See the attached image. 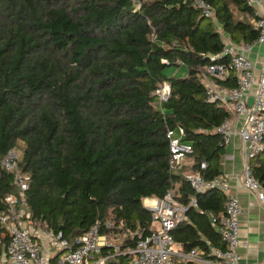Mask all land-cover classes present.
Masks as SVG:
<instances>
[{
  "label": "trees",
  "instance_id": "16d2710c",
  "mask_svg": "<svg viewBox=\"0 0 264 264\" xmlns=\"http://www.w3.org/2000/svg\"><path fill=\"white\" fill-rule=\"evenodd\" d=\"M207 1L214 19L192 0H0V211L15 190L1 159L21 141L28 207L64 237L97 219L121 232L146 230L142 198L175 187V197L187 203L195 194L200 208L190 206L189 221L175 230L183 247H206L205 238L224 247L208 213L223 208L225 194L195 193L183 171L204 159L207 177L221 172L225 145L214 129L229 112L206 100L198 72L208 53L222 50V32L254 41L251 19L259 15L246 0ZM173 63H184L187 75L167 77L163 68ZM163 80L171 94L159 107L150 92ZM219 82L235 86L231 77ZM176 126L193 152L172 170L166 130ZM250 167L264 184V149ZM8 239L0 223V244Z\"/></svg>",
  "mask_w": 264,
  "mask_h": 264
},
{
  "label": "built area",
  "instance_id": "2783aa9c",
  "mask_svg": "<svg viewBox=\"0 0 264 264\" xmlns=\"http://www.w3.org/2000/svg\"><path fill=\"white\" fill-rule=\"evenodd\" d=\"M246 1L259 15L251 19L258 29L257 38L250 43L235 42L225 39L226 35L222 34V50L208 53L210 61L200 68L198 79L204 86L206 100L218 102L228 110L229 116L214 130L221 134L224 145L230 143L234 135L239 136L243 186L264 206V184L253 175L250 167L251 158L264 149V50L259 65L248 54L255 44L264 47V14L255 9L264 0ZM192 2L202 14L215 18L207 0ZM162 60L166 61L165 58ZM228 77L235 86L219 82ZM150 93L161 107L171 94L170 82H158ZM166 136L172 170L190 163L187 159L193 146L183 140V126L167 128ZM18 161L19 154L14 147L1 159L4 168L13 170L15 190L4 195L7 209L0 211V223L9 234L8 242L0 244V264H109L121 255L127 257L123 264H242L238 251L241 203L237 195L230 192L226 174L220 172L213 177L204 174L207 166L204 159L198 169L185 170L183 175L195 193L217 188L225 194L223 208L208 213L212 227L224 242L223 248L205 238L206 247L185 249L183 241L175 237L179 224L189 221L188 208H198L195 194L185 203L174 196L175 187L168 188L163 196L142 198L143 205L150 211L146 230L143 227L121 232L112 229L110 220L97 219L80 235L68 239L60 230L55 231L33 217L25 194L29 176L21 171ZM101 226L110 231L101 232ZM126 239H132L134 243L126 244ZM258 264H264V260Z\"/></svg>",
  "mask_w": 264,
  "mask_h": 264
},
{
  "label": "crops",
  "instance_id": "0c3cea01",
  "mask_svg": "<svg viewBox=\"0 0 264 264\" xmlns=\"http://www.w3.org/2000/svg\"><path fill=\"white\" fill-rule=\"evenodd\" d=\"M255 9L264 14V3ZM218 29L221 30L220 25H218ZM222 34L226 35L225 39H231L225 32ZM263 50L262 45L255 44L248 52L257 65L260 63ZM249 100L251 99L249 98ZM238 163L239 166L236 165ZM220 164L221 173L228 177L230 192L237 195L242 206L239 214L238 244L241 263L258 264L264 260V206L253 193L243 186L242 166H240V139L237 134L233 136L230 143L225 145V152Z\"/></svg>",
  "mask_w": 264,
  "mask_h": 264
},
{
  "label": "rangeland",
  "instance_id": "374dc122",
  "mask_svg": "<svg viewBox=\"0 0 264 264\" xmlns=\"http://www.w3.org/2000/svg\"><path fill=\"white\" fill-rule=\"evenodd\" d=\"M187 71H188L187 66L184 63L167 64L163 68V72L167 77H184L187 75ZM14 148L18 151L19 158H20L21 150H22V142L20 141V143H18L17 146H15ZM187 161L189 162L190 158H188ZM236 165L239 166V163ZM118 240H121V238H118Z\"/></svg>",
  "mask_w": 264,
  "mask_h": 264
}]
</instances>
